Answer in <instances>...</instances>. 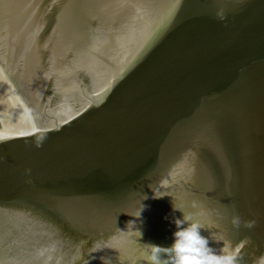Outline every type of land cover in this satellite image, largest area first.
<instances>
[{"label": "water", "instance_id": "water-1", "mask_svg": "<svg viewBox=\"0 0 264 264\" xmlns=\"http://www.w3.org/2000/svg\"><path fill=\"white\" fill-rule=\"evenodd\" d=\"M183 215L264 264V0H0V264H150Z\"/></svg>", "mask_w": 264, "mask_h": 264}, {"label": "clouds", "instance_id": "clouds-1", "mask_svg": "<svg viewBox=\"0 0 264 264\" xmlns=\"http://www.w3.org/2000/svg\"><path fill=\"white\" fill-rule=\"evenodd\" d=\"M146 198V197H145ZM175 210H179L174 208ZM180 211V210H179ZM228 220L231 227L239 230L241 227L251 229L255 226L254 220H242L240 215L233 213ZM176 231L173 233V242L168 247L148 243L150 264H241L240 245L234 251L228 250L223 254L210 247L209 238L201 235L202 226L183 215V218H174ZM142 233H140V236Z\"/></svg>", "mask_w": 264, "mask_h": 264}]
</instances>
